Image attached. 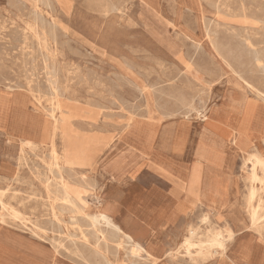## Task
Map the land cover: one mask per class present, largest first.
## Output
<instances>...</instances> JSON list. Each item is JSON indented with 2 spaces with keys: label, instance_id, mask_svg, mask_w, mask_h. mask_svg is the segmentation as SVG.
Returning <instances> with one entry per match:
<instances>
[{
  "label": "rangeland",
  "instance_id": "1",
  "mask_svg": "<svg viewBox=\"0 0 264 264\" xmlns=\"http://www.w3.org/2000/svg\"><path fill=\"white\" fill-rule=\"evenodd\" d=\"M114 1L119 4L120 11L104 15L100 11L99 0H66L65 3L63 0H49L48 5L45 0H0V86L4 87L6 84L25 86L29 82L41 94L42 91H47L43 66L45 58L48 65H55L59 69L58 83L65 91V96L72 99L82 111L86 112V110L92 109L98 113L97 121L90 127L82 124L81 117L73 118V126L83 132L88 129L105 131L108 135L113 136L111 146L120 142L121 130L127 126L129 118L136 117L150 122V125L154 127L153 145L158 148L162 135L166 136L171 131L170 127L174 125L175 119L180 117L183 110H186L187 105L185 106L179 99H185V102L193 99L194 105L197 106L205 101L209 107L210 119L218 122L219 125L220 123L224 124L227 127L225 129L230 127L231 121L243 124L246 109L253 107L251 115L253 123L256 125L255 129L264 132V105L257 102L253 106L244 81L216 58V52L205 33L206 27L211 30L216 29L218 44H222L228 49L238 48L242 53H245L243 51L244 43L240 42L237 37L232 40L226 38L223 34L224 25H232L238 32L246 29L253 31L255 28H259L257 29L259 33L262 24L255 17L261 18L262 14L258 8H264V5L259 4V0H244L245 16L237 11L240 0H233L232 8L236 10L234 16H226L223 13L217 15L214 6H210L205 1H202L201 7L195 12H190L183 6L189 0ZM53 6L54 8H52ZM42 17H45L47 23L42 20ZM216 20L221 22L218 28L215 27ZM49 21L50 24H48ZM176 21L178 25H176ZM37 24L39 31H42V24L45 33L53 31L56 34V42L49 40L46 48L43 47L42 43L38 42L30 31V27ZM184 29L191 31L195 39L198 37L197 48L192 45L190 40L180 35ZM262 33L253 36L256 48L264 47ZM232 65L248 83L251 82V85L264 91V74L245 54L239 62L232 61ZM202 82L203 84L206 82V86L207 82H210L212 86L209 90L203 89ZM44 104L48 106L47 101ZM213 105L225 106L228 108V112L224 116L217 117L212 108ZM191 124L184 146V159L188 158L189 160L193 158L198 144L200 130L198 124L201 125L202 132L206 130L204 138L207 137L210 140L222 138L215 128L208 125L205 127L204 122H197L193 119ZM219 128L221 127L218 126ZM249 131L256 132L257 130L249 129ZM261 132H256V134L260 135ZM57 143L59 144V140ZM8 145L0 137V169L6 170L5 173H2L3 170H1L0 177L9 174L10 170L12 172L13 166L16 164L17 149L15 146ZM214 145H217L218 149L216 151L211 149L215 151L213 155L220 156L222 164L224 150L219 148V142L215 141ZM44 153L39 151L36 156L27 155V165H24L20 171V182L10 184L11 187H9L5 199L21 208V211L28 214L32 221L38 223L40 227L44 226V229H48L52 225L46 216V205H43V200L42 205L36 201L39 194L42 193V188L35 179V174L36 171H42L41 158L47 154ZM102 161L103 159L99 162L89 159L85 166H97ZM7 162L9 165H6ZM239 165L238 159L236 166L239 167ZM209 167L208 171H212L214 165L210 164ZM236 171V175H238L235 189L238 196L237 208L244 211L243 200L247 193V185L241 178L242 172L238 168ZM219 177L222 179L227 177L224 168L222 176ZM212 179L210 178V180ZM97 180L100 184L97 191L102 195L106 181L102 180L99 175H97ZM139 180L144 182L145 189L151 183V180L147 179L145 175ZM222 182L227 190V181L224 179ZM154 185L153 187H155ZM2 187H5V183L0 181V188ZM153 191L149 209L157 208L159 204H166L161 201L162 196L159 188L155 187ZM14 194L16 200L12 199ZM29 196L33 198L29 199ZM90 200L88 206L90 211L99 209L98 199L94 197V194ZM19 201L20 204H18ZM156 211L147 210V212H143L144 217L139 216L141 212L136 211L135 213L138 218L148 217L150 219L147 233L152 236L148 243L152 253H156L172 243L173 233L176 232L179 223L173 227L165 226L163 231H159V224L154 218ZM124 214L125 212L121 209L113 210V215L119 222L122 221ZM41 215L42 220L35 221V217L38 218ZM197 215V210L191 213L194 221H197ZM46 221L48 223H45ZM211 221L217 226L222 224L213 216ZM246 234L248 235L242 236L228 247L226 253L228 264L241 261L245 251L248 252L242 261L246 260L247 256L249 259L255 241L249 236V232ZM48 235L55 239L62 236L59 230L48 231ZM0 247L15 254H22L26 259H34L43 264L51 263V252L46 244L1 224ZM123 256L122 264H130L129 261L132 259L136 262L139 260L140 263L144 262L143 258H130L126 254ZM58 258L59 260L53 264H80L78 259L65 249L61 250ZM161 259L158 264H192L184 254H176L173 259L166 257H161ZM207 264H213V262ZM220 264L224 263L220 262Z\"/></svg>",
  "mask_w": 264,
  "mask_h": 264
},
{
  "label": "bare ground",
  "instance_id": "2",
  "mask_svg": "<svg viewBox=\"0 0 264 264\" xmlns=\"http://www.w3.org/2000/svg\"><path fill=\"white\" fill-rule=\"evenodd\" d=\"M202 1L207 2L210 6H214L217 15L223 13L226 16H234L236 14V10L232 8L233 0H189L183 6L190 12H195L201 7ZM63 2L65 3L66 0H63ZM99 2L100 11L104 15L120 11L119 4L114 0H99ZM239 2L240 5L237 11L242 16H245L246 5L244 0H240ZM45 3L48 5L49 0H45ZM259 4L264 5V0H259ZM258 10L261 12L262 17H255V19L261 22L262 25L259 33L263 32L262 35H264V8L259 7ZM44 18L42 17V20L47 23ZM34 21L36 22V20ZM48 24H50V21ZM220 25L221 22L216 20L215 27L218 28ZM222 25L224 24L222 23ZM224 26V33L221 32L225 34L227 39L232 40V38L237 37L240 42L244 43L245 49L243 51L245 53H242L238 48L228 49L224 45L218 44L216 40L218 31L206 27L205 33L216 52V58L244 81L250 100L255 104L260 102L264 105V91L251 85V82L248 83L243 78L244 76L242 77L240 72L232 65V61L239 62L245 54L264 74V47L256 48L253 42V36L259 34L257 31L259 28H255L253 31L246 29L238 32L232 25ZM30 31L45 48L49 40L56 42V34L53 31L45 33L43 24L42 31H39L38 24L31 26ZM180 35L190 40L195 48L198 47V37L195 39L191 31L184 29V31L180 32ZM43 63L45 89L47 91H42V94L29 82L25 86H11L8 84L4 87L0 86L1 92L11 93L15 98L11 106L5 109L12 110L13 112L12 132L15 135H13L14 137H8V142L17 149L14 169L12 172L10 170L6 176L0 177V181L5 183V187L0 188V224L33 238L42 244H46L52 256L50 264L59 260L58 257L62 249L67 250L75 256L80 264H122L124 254L130 258L138 257L144 259L142 263L139 262L140 260L136 262L132 259L129 261L130 264L160 263L162 259L158 254L159 252L152 253L145 248L147 245L145 242L149 241L150 234L144 237V242L136 241L134 230L125 231L113 214L99 209L90 211L88 207L90 203L89 199L93 197V194L96 199H100L104 204L106 203L102 199V195L97 191L100 185L97 175L104 178V180L106 177L104 173L98 172V165L87 167L85 164L89 159L96 161L98 154L109 146L113 136L108 134L99 135L100 131L98 130V132L96 129H88L83 132L73 126V118L81 117L82 124L90 127L97 121L98 113L92 109L86 110V113L72 99L67 98L65 91L58 83L59 69L55 65H48L45 58L43 59ZM211 86L210 82H207V86L205 82L202 87L209 90ZM45 100L48 102V106L44 104ZM179 101L187 106L186 110L181 112L180 117L176 116L175 120L189 122L195 119L203 123L210 119L209 107L205 101H202L198 106L194 105L193 99L189 102H185V99H179ZM0 103H7V101L3 98L0 99ZM25 103L30 105L27 112L24 111ZM0 109L5 111L2 107ZM250 119V116L247 118L244 116V121L249 122ZM3 121H6V119L3 118ZM229 125L233 129V135L226 142L225 150L227 151V158L224 168L235 175L237 172L236 168L242 172L241 178L244 179L247 185V193L243 200L244 211L238 210L235 212L234 209L230 211H215L208 208V205H205L201 200L185 206L184 204H178L176 208L177 212L182 214V220L189 218L190 222L183 234V242L174 248V254L173 244H169L168 247L160 249V252L163 253L162 257L173 259L176 254H184L192 264H207L210 262H213V264H220V262L226 264L228 263L225 255L226 245L233 244L239 239L241 234L249 232V235L255 238L251 255L249 259L247 257L246 260L234 264H264V151L259 149L261 146L259 144L264 146V132L259 135L261 137L252 140L250 139V134L246 136V134L241 133L237 129L239 126L238 122L231 121ZM127 126H131V128L136 126L133 133L137 137L138 142H140L139 151L144 158L150 160L154 171L164 179L161 184L163 188L170 186L171 188L168 193L173 199L177 202H187L188 199H186L185 195L187 164L179 168L174 167L176 165L174 160L159 150L153 149L155 130L150 124L145 125V123L139 122V118L131 117ZM57 140H59V144ZM39 151H42V154L44 152L47 154L41 158L42 171H36L35 174V179H37L42 188V193L39 194L36 201L42 205L43 200V205H46V216L49 218L48 222L52 225L48 229H44V226L43 228L40 227L38 223L32 221V218L28 214L23 213L21 208L5 199L6 193L9 191V187H11L10 184L12 182H20V171L24 165H27V155L32 154L36 156ZM238 159L240 163L239 167L236 166ZM113 161H115V158L109 157V159L104 158L99 163L100 167L107 172L110 182L117 180L121 176L120 173L108 171V167ZM80 191L84 192V194L80 195ZM28 198L32 199L33 197L29 196ZM12 199L16 200L15 194L12 196ZM18 204H20V201ZM196 210L198 214L197 221H194L191 213ZM229 214L237 218L239 223L245 220L248 226H217L211 221L212 216L216 220L222 221ZM35 219V221L42 220V215L41 217L38 216V218L35 217ZM48 222L46 221L45 223ZM54 230H59L62 236H59L57 239L51 238L48 235V231L54 232ZM182 250H184L183 253ZM14 254L0 247V264H19L17 261L11 262L8 259ZM21 258L22 264H43L40 261L26 259L23 256Z\"/></svg>",
  "mask_w": 264,
  "mask_h": 264
},
{
  "label": "crops",
  "instance_id": "3",
  "mask_svg": "<svg viewBox=\"0 0 264 264\" xmlns=\"http://www.w3.org/2000/svg\"><path fill=\"white\" fill-rule=\"evenodd\" d=\"M13 96L14 95L11 93L0 91V99L5 98L7 101V103H0V107L4 109L7 107L9 108L15 99ZM252 104L253 106L255 105L254 102ZM29 106V104L25 103L24 111H29ZM212 108L217 114V117L224 116L226 115V112H228V108H226L225 106L213 105ZM252 108L253 107H251V109ZM251 109H246L245 113L246 118L248 116L251 117L249 122L244 121L243 124L239 123L237 129L241 133L246 134V136L250 134V139L254 140L255 138L261 137L258 133V135L256 134V132H261V130L255 129L256 125H254L253 123ZM3 118L6 119V121H3ZM192 121L193 120L189 122H180L178 120H175L174 125L170 127L171 131L166 134L168 138H166L165 134H163L159 147L157 148L153 145V149L159 150L163 154L167 155V157L175 161L176 165L174 167L179 168L182 165L187 164L185 195L188 201L185 203L177 202L172 198V196L168 193L171 187L167 186L166 188H163V185L161 184L164 179L154 171L150 160L144 158V156L141 155L139 151L140 142H138L137 137L133 133V131L136 129V126L132 128L131 126H125V128H123L120 133V142L111 146V143L113 141L112 140L109 146L104 148L97 157L98 162L104 158H115V161H113V163L108 167V171L111 173L121 174V176L118 177L117 180H113L112 182H110L107 172L104 171L98 164V172L104 173L106 177V179L104 180L106 181V184H104V190L102 192V199L106 201V203L104 204V202L98 199L97 201L99 210L106 211L107 213L111 214H113V210L117 208L123 210L125 212L124 217L121 222L118 221L120 226L125 231H130L131 229H133L136 241L140 242H144V237L148 235L147 226L150 224V219L148 217L145 219L136 217V211L141 212V215L139 214L140 217H144L143 212H147V210H157L156 213H154V218L159 224V231H163L162 229L165 228V226H176V223L179 222L176 232L173 233L172 243H170L173 244V254L175 251L174 248L178 247L183 242V234L190 222L189 218H185L182 220V214L177 212L176 207L178 204H184L185 206L193 204V202H196L197 200H201L205 205H208V208L215 211H230L234 209V211L237 212L239 210L237 208L238 196L235 192L237 179L236 175L231 171L229 172L225 170V172H227V177L224 179L227 181V190L226 188H224L225 185L222 182L224 179L219 177L222 176V169L224 168L227 158V151L225 150L226 142L232 137L233 129L231 127L225 129L227 127H225L223 124L220 123L219 125L218 122L208 119L207 122H204L205 127L206 125H208L212 128H215L216 132L220 133L222 137L220 140L217 138H212V140H210L207 137L204 138L206 136V130L203 131V134V132L201 131V125L198 124L200 128L198 144L195 152L193 153V158L189 160L188 158L184 159V146L188 136V132L192 125ZM139 122H143L145 123V125L150 124V122L144 121L142 119L140 120V118ZM12 123V110L5 109V111H2L0 109V137L9 145L10 143L8 142V137H14L13 135H15L12 132ZM218 126L221 128L218 129ZM249 129L257 131L255 132V134H253L254 132L249 131ZM105 134H107L105 131L99 132V135ZM215 141L219 142V148H223L224 150V159L222 161V164L220 162V156L213 155L218 149L217 145H214ZM259 146V149L262 151L264 149V146L262 144H259ZM211 149L215 151H212ZM218 158L219 161H217ZM210 164L214 165L212 171H208L210 170ZM6 165H9V162H7ZM3 169L4 168H1L0 172ZM5 172L6 170L2 171V173ZM143 175H145L147 179L151 180L149 187H146V189L143 186L144 182H141V180L139 181V179L143 178ZM210 178L213 179L210 180ZM101 179L103 180L104 178L101 177ZM152 183L155 184L154 186L157 189L159 188L160 194L162 196L161 201H163V203L165 202L166 204H159L157 208L149 209L148 206L149 204H151L154 193L153 188H155L153 187ZM82 194H84V192L80 191V195ZM90 201L91 200L89 199V202ZM224 218L225 219L221 221L222 224H220L222 226H248L245 220H242L239 223V220L237 218H234L231 214L225 216ZM245 235L248 234L243 233L240 235V237ZM250 237L255 241V238L253 236ZM150 241L151 238L149 239V241L145 242V244H147L145 248L151 251V247L148 245ZM230 245L231 244L226 245L225 255ZM245 250H247V248H245ZM157 252H159L158 254L161 257L163 256V253H161L160 250ZM182 252H184V250H182ZM245 252L246 253L244 254V256H242V260L248 251ZM21 257L22 254H14L8 259H10L11 262L17 261L19 264H22ZM229 264L231 263L229 262Z\"/></svg>",
  "mask_w": 264,
  "mask_h": 264
}]
</instances>
